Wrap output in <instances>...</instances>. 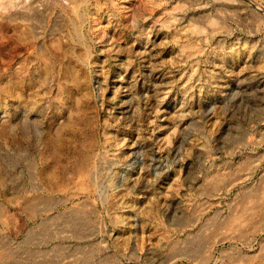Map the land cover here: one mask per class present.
Segmentation results:
<instances>
[{
	"label": "rangeland",
	"instance_id": "374dc122",
	"mask_svg": "<svg viewBox=\"0 0 264 264\" xmlns=\"http://www.w3.org/2000/svg\"><path fill=\"white\" fill-rule=\"evenodd\" d=\"M263 173L264 0H0V264H264Z\"/></svg>",
	"mask_w": 264,
	"mask_h": 264
},
{
	"label": "bare ground",
	"instance_id": "6f19581e",
	"mask_svg": "<svg viewBox=\"0 0 264 264\" xmlns=\"http://www.w3.org/2000/svg\"><path fill=\"white\" fill-rule=\"evenodd\" d=\"M81 162V161H80ZM89 163V162H88ZM80 164V163H79ZM247 167V166H246ZM256 167V166H255ZM257 169V168H256ZM96 175V174H95ZM84 176V175H83ZM248 178L249 177H251V176H247ZM97 178V177H96ZM245 178V177H244ZM237 179V178H236ZM235 180V179H234ZM243 181V180H242ZM245 181H246V179H245ZM213 185H214V183H213ZM259 185V187H258V192L256 191V193H258L257 195H258V201H260V202H262L263 204H264V173L261 175V177H260V184H258ZM256 186V185H255ZM81 191V190H80ZM83 191V190H82ZM110 199V198H109ZM30 208V207H29ZM231 222V221H230ZM240 223V222H239ZM239 223H238V225H239ZM259 257V256H258ZM249 258H251V257H249ZM249 260V259H248ZM255 260V259H254ZM233 261V260H232ZM231 261V262H232ZM247 261V260H246ZM252 261V260H251ZM261 261L262 260H260V263H261ZM248 262V261H247ZM255 262H256V260H255ZM220 263H221V261H220ZM241 263H242V261H241ZM241 263H239V264H241ZM246 262H244V264H245ZM223 264V263H222ZM228 264V263H227ZM231 264V263H230ZM233 264V263H232ZM234 264H235V262H234ZM243 264V263H242ZM246 264H250V262L249 263H246ZM251 264H252V262H251ZM259 264V263H258Z\"/></svg>",
	"mask_w": 264,
	"mask_h": 264
}]
</instances>
